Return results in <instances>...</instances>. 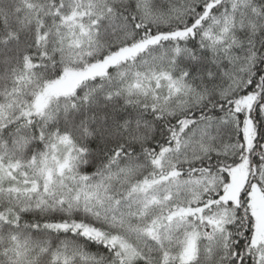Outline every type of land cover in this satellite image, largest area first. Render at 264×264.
I'll use <instances>...</instances> for the list:
<instances>
[{"label": "snow or ice", "instance_id": "snow-or-ice-1", "mask_svg": "<svg viewBox=\"0 0 264 264\" xmlns=\"http://www.w3.org/2000/svg\"><path fill=\"white\" fill-rule=\"evenodd\" d=\"M0 264H264V0H0Z\"/></svg>", "mask_w": 264, "mask_h": 264}]
</instances>
